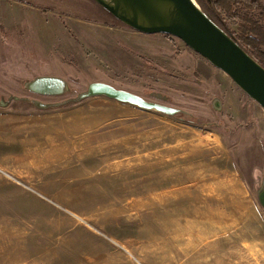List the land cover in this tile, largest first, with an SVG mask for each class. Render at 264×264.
Instances as JSON below:
<instances>
[{
  "label": "rangeland",
  "instance_id": "obj_1",
  "mask_svg": "<svg viewBox=\"0 0 264 264\" xmlns=\"http://www.w3.org/2000/svg\"><path fill=\"white\" fill-rule=\"evenodd\" d=\"M44 75L67 92L26 88ZM93 82L180 112L72 100ZM0 100V264H264V110L182 40L92 0H0Z\"/></svg>",
  "mask_w": 264,
  "mask_h": 264
},
{
  "label": "water",
  "instance_id": "obj_2",
  "mask_svg": "<svg viewBox=\"0 0 264 264\" xmlns=\"http://www.w3.org/2000/svg\"><path fill=\"white\" fill-rule=\"evenodd\" d=\"M113 18L138 32L166 34L182 40L188 48L204 57L214 67L226 73L233 82L264 110V66L253 58L195 0H92ZM26 88L38 95L58 96L68 90L65 79L58 76H38L26 83ZM91 97H107L146 111L176 115L179 109L147 101L133 92L118 89L105 82H93L73 101ZM4 103L0 100V105ZM39 107L49 105L36 102ZM214 105L221 107L220 101ZM258 201L264 209V179L258 191Z\"/></svg>",
  "mask_w": 264,
  "mask_h": 264
},
{
  "label": "trees",
  "instance_id": "obj_3",
  "mask_svg": "<svg viewBox=\"0 0 264 264\" xmlns=\"http://www.w3.org/2000/svg\"><path fill=\"white\" fill-rule=\"evenodd\" d=\"M216 9L226 11L245 23L243 33L236 41L253 58L264 66V1L262 0H212ZM220 19L216 22L223 27Z\"/></svg>",
  "mask_w": 264,
  "mask_h": 264
}]
</instances>
